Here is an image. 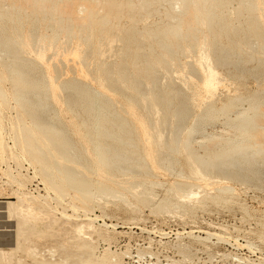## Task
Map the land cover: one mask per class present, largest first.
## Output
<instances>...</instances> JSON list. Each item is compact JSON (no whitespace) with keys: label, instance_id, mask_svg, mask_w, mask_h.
Masks as SVG:
<instances>
[{"label":"bare ground","instance_id":"1","mask_svg":"<svg viewBox=\"0 0 264 264\" xmlns=\"http://www.w3.org/2000/svg\"><path fill=\"white\" fill-rule=\"evenodd\" d=\"M259 1L0 0V67L11 84L10 90L2 86L0 74V159L6 165H1L0 171L16 184L15 193L24 204L20 211L31 213L36 204H47L42 195L26 191L27 177L21 172L24 162L32 167L34 177L41 178L47 192L52 190L60 197L73 190L76 194L72 192L74 197H70L78 195V204L69 207L75 212L82 207L91 220L75 225V231L89 239L98 234L93 225L97 216L89 215L94 194L131 191L155 174L156 168L181 167L179 159L174 158L181 141L190 162L188 168L204 179L218 175L243 182L250 176L246 174H251L246 173L247 167L252 166V172L257 170H253L252 162L264 157V113L258 106L261 114L245 111L258 96L236 97L218 109H197L195 122L185 131L184 139L182 136L186 120L194 111L191 105L195 101L190 102L188 97L196 88V80L204 83V91L205 85L220 78L219 67L232 66L243 74L250 69L248 62L260 61L254 54L256 46L264 49V3ZM160 7L172 13L165 10V18L151 20ZM43 23L49 32L41 31ZM255 68L250 71L257 76ZM259 85L262 92L264 84ZM260 90L254 94H261ZM60 106L72 112L73 120L62 116ZM6 107L14 110L7 119ZM216 115L218 120L225 117L223 123L229 130L237 129L204 136L209 140L206 144L193 142L197 132L206 134V125L214 122ZM245 118L251 121L240 123ZM6 123L10 133L5 130ZM193 143H203V154ZM223 143L231 146L224 147ZM12 159L19 169L16 175L9 166ZM150 179L145 181L150 183ZM181 185L188 189L193 186L185 181ZM5 213L7 209L0 207V215ZM55 251L50 253L52 257ZM28 253L37 258L35 248ZM95 253L89 248L75 258L77 261L65 256L59 263L50 264H103Z\"/></svg>","mask_w":264,"mask_h":264},{"label":"rangeland","instance_id":"2","mask_svg":"<svg viewBox=\"0 0 264 264\" xmlns=\"http://www.w3.org/2000/svg\"><path fill=\"white\" fill-rule=\"evenodd\" d=\"M260 1L261 5H263L264 0ZM262 8L264 10V5ZM160 10L162 12L164 11V14ZM165 10L166 8L160 7L159 11L163 15H161L160 12V14L158 13L159 15L154 14L153 16L155 18L152 16L153 18L151 17V20L158 19L159 17L165 18L166 11H169ZM170 12L171 11H169V13ZM43 27L41 30L42 32H49V30L45 28V24ZM255 50L254 54H257L261 59L260 61L256 60L255 62L253 60L247 63V67L250 68L248 70L250 74L247 71L246 73L239 74L232 66L219 67L218 71L222 72L220 73V78L216 79L217 82L213 80L215 84L212 83V85H210V83L205 85L204 91H202L204 83L201 80L195 81L194 87L196 88L193 87L194 89L189 91L192 95L189 93L190 98L188 97V99L189 101L191 100L190 102L195 101L194 103H196V106L192 103L194 106H191L194 111H192L186 120L189 124L185 123L186 126L184 125V135L182 139H184L186 135L185 131L187 132L190 126L195 122V116L199 114V111L206 108L218 109L223 103L225 104L236 97L245 96L247 98H254L258 96V100L255 97L256 99L252 102L251 108L245 112L257 111L261 114L258 109L260 108V111L264 113V110L262 111L264 108V95H262L264 94V90L261 92L263 87L259 85L264 84V74L261 72L262 70L264 71V49L263 47L261 49V47L256 46ZM261 50H263L262 53H260ZM261 54L263 56H261ZM247 59L248 58H246L245 61ZM252 66L258 68L257 76L255 73L251 72L253 70ZM255 70L257 69L255 68L253 71ZM230 71H232L231 74L228 73ZM0 74H3L1 81L2 86L10 90V81L7 79L6 71L1 67ZM229 74L230 76H228ZM260 77L262 78L260 79ZM259 88L262 89L260 90ZM210 89H213V97L211 96ZM258 90L261 92V94L259 93L261 97L254 94L256 91L258 92ZM196 93L198 94L194 96ZM209 97L212 98V100L208 99ZM119 99L121 100H119L120 102H125L124 99L123 101L121 98ZM208 100L210 101L208 102ZM197 101H199V103ZM11 102L10 103L14 105V100H11ZM201 102L206 106L203 107L204 105ZM197 103L199 105L201 104L202 107ZM207 104L209 105L207 106ZM259 105L263 106L260 107ZM245 106L248 107V104L245 103ZM199 107L202 109L200 110ZM60 108H62L61 114L66 120H73L74 117L72 112L69 113L63 106H60ZM197 109L199 111H197ZM13 111L14 110H10V108L6 107L5 119L8 117L7 114L12 115ZM62 112L65 113L63 114ZM217 116L219 115H216V119H214L216 123L212 121L210 122L211 125L207 124L208 126L210 125L209 127L206 125V134L202 132L201 134L197 132L198 135L194 134L197 136L193 137V139L195 138L193 142H203L206 144L209 140L207 141L206 139L205 141L204 136L211 134L224 135L229 131L237 129L234 128L229 130V128L226 127V123H223L225 117L223 116L221 118L220 116V120H218ZM231 116L232 118L235 117L234 114ZM24 117L26 116L24 115ZM250 121L245 118L244 121L240 123L246 124ZM185 128L187 129L185 130ZM5 130L7 133H10L7 123L5 124ZM203 143H200V145ZM9 144H12L10 139ZM193 144L198 150L201 148L199 144ZM223 146L228 147L231 145L225 143ZM182 148L183 142L181 141L179 149L174 152V158L176 160L179 159L177 162L181 163V167L177 164V169L175 168L176 172L174 168H156L155 174H151L152 176L149 175L147 177L148 179H143L138 183L139 189L137 188L138 186H136L131 191L109 190L102 195L94 194L92 197L93 200L90 202L93 211H91L89 215L91 218L97 216V218L93 220L95 221L93 225L98 234H96V237L93 236L92 239L86 238L75 231L76 224L80 222H90L91 220L85 217L82 207L78 208L76 212L69 207L70 204L77 205L79 201L78 195H75L76 198H73V195L76 194L73 190H68L69 192L67 191V193L69 196L65 193V195L63 194L60 196L61 198L58 197V195H54L55 193L52 190L47 192L44 188V184L40 181L41 178L39 176L34 177L32 167L24 162V167L21 169V172L27 177V181H25L26 191L31 195H42L47 203L34 204L35 206L33 205L34 207L30 211L31 213H26L19 209L20 205L24 204H21L20 198H18L15 193L16 184L12 179L9 180L10 178L6 175L5 171H0V207L8 211V214L5 213L0 215V264L59 263L61 258L65 256L71 257L72 261H77L75 258L79 257L80 253L83 251L89 250V248H93L96 252L95 255L103 259V264H264V184H262L264 183V157H258L256 162H252L254 164L253 170H257L252 172L250 170L252 167L250 164H248V166L251 167H247L248 170L246 169V173H251L246 174L250 175L247 177H251L254 174L252 177L256 178V180L251 177L252 181L251 178L249 180V178L247 179L246 177L245 180L241 182L235 178L225 179L222 176H219V178L218 175H216L217 178H215L214 175L213 177L211 176L208 179H204L200 174H193L191 172L190 162L186 157L187 153ZM198 152L203 154L204 150L201 148ZM257 161L259 162L257 163ZM2 163L4 162L0 159L1 168H5V163ZM9 166L12 174L16 175L19 169L16 167V161L14 159L9 161ZM177 170L179 171L177 172ZM244 172L242 171V173ZM157 173L158 176L156 175ZM159 176L160 178H158ZM184 177L186 179H184ZM149 178L152 179H150L151 184L149 181H145L149 180ZM196 180L198 182H196ZM200 180H202V183H200ZM183 181L192 183L194 187L191 186V189H188V187L184 188V186L181 185ZM153 182L155 183L154 185L152 184ZM156 183H159V185H156ZM173 183H176L180 187L177 186L176 188V184ZM141 187H145V190L141 189ZM181 187L186 191L183 189L180 190ZM193 189L194 191H192ZM135 190H138L139 193ZM177 190L179 196H177ZM46 192L49 193V196L46 195ZM148 192L150 194H148ZM181 193H184L186 197L188 194L189 195L187 198H184L183 195L182 198V196H180ZM70 195L73 197H70ZM123 196L126 198L124 199ZM131 197L133 198L131 199ZM140 197H145L146 200L142 201ZM152 197H154L153 200ZM179 197L182 199L180 200ZM101 198H103V200ZM131 202L132 204H130ZM156 207L157 210L154 211ZM24 208L27 207L24 206ZM56 208L58 211H56ZM151 208L153 209L150 210ZM161 208H165L166 210H162ZM161 210L162 212H160ZM58 212L70 214L72 218L69 217V219ZM104 223L106 225H104ZM112 224H115L117 227L115 226L116 228H114L111 226ZM213 233L218 235L222 234V238ZM219 237L224 239L221 240ZM236 243L239 244L236 245ZM245 244H247L248 247H246ZM33 248H35L37 258L30 256L28 253L29 250ZM55 249V255L52 257L50 253ZM113 258L116 261L113 260Z\"/></svg>","mask_w":264,"mask_h":264}]
</instances>
